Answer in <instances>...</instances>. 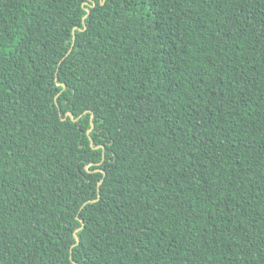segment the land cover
Masks as SVG:
<instances>
[{"label": "trees", "instance_id": "trees-1", "mask_svg": "<svg viewBox=\"0 0 264 264\" xmlns=\"http://www.w3.org/2000/svg\"><path fill=\"white\" fill-rule=\"evenodd\" d=\"M0 264H264V0H0Z\"/></svg>", "mask_w": 264, "mask_h": 264}, {"label": "water", "instance_id": "water-1", "mask_svg": "<svg viewBox=\"0 0 264 264\" xmlns=\"http://www.w3.org/2000/svg\"><path fill=\"white\" fill-rule=\"evenodd\" d=\"M87 11H89L88 9H87ZM85 17V16H84ZM83 17V18H84ZM69 50H71V49H69ZM62 85H63V87H65V84L64 83H62ZM66 115H69L70 117H72V113L71 112H66ZM92 127H93V123H91V126H90V128H88L87 129V135L89 136V138H90V143H91V145H93V140H92V138L90 137V131H91V129H92ZM96 147H98V146H96ZM83 224V223H82ZM79 228H77L75 231H74V236L76 237V244L79 242V240H78V237H77V234H76V231L78 230Z\"/></svg>", "mask_w": 264, "mask_h": 264}]
</instances>
